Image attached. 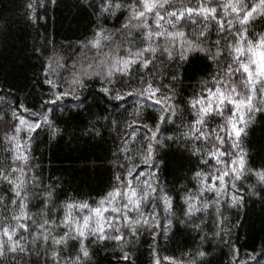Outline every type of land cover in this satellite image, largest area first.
<instances>
[{"label": "snow or ice", "instance_id": "obj_1", "mask_svg": "<svg viewBox=\"0 0 264 264\" xmlns=\"http://www.w3.org/2000/svg\"><path fill=\"white\" fill-rule=\"evenodd\" d=\"M62 2L23 0L25 26L39 38L40 29L47 32L49 10ZM71 9L64 17L69 27L87 20L78 50L111 47L113 29L128 47L125 55L96 67L73 64L66 75V62L45 37L25 60H36L39 69L32 66L31 77H23L17 91L31 86L24 99L0 86L8 145L0 161V264H104L94 258L108 250V264L112 258L135 264L133 246L142 230L155 246L182 229L196 236L179 261L165 256L168 264H224L222 257H229L227 264H264V240L243 259L238 246L249 213L257 203L264 211V163L250 164L251 154L242 147L249 129L264 123V28L249 31L257 20L264 25V0H225L215 6L213 0H74ZM197 23L201 27L194 37L182 30ZM9 30L10 21L2 20L0 33ZM189 79L200 84L199 93L184 89ZM73 121L82 124V136L120 134L126 161L128 142L142 132L131 166L113 153L123 174L115 175L116 183L95 206L70 197L62 179L46 180L34 163L40 132L49 141L62 138ZM162 130L176 134L161 136ZM173 145L182 158L188 153L189 161L196 160L191 179L175 176L169 186L166 179L162 183L170 167L163 150ZM221 163L223 169L216 167ZM209 192L213 196L205 199ZM152 254L154 264H162L155 247Z\"/></svg>", "mask_w": 264, "mask_h": 264}, {"label": "trees", "instance_id": "obj_2", "mask_svg": "<svg viewBox=\"0 0 264 264\" xmlns=\"http://www.w3.org/2000/svg\"><path fill=\"white\" fill-rule=\"evenodd\" d=\"M23 0H0V18L2 20L10 21V30L6 33H0V86L4 87L5 91L12 90V92L20 99H24L28 91H31V86L23 91H17L24 85L23 77L27 75L29 78L32 73V66H35L36 70L39 69V64L36 60H25L27 57H31L33 52V46L39 42L43 44L45 37L50 41L49 48L53 46L56 48V54L62 57V63L66 62L65 71L68 75L72 71V65L75 64L77 69H88L89 64L96 67L101 61H109L113 57L125 55L124 49L128 47L125 37L118 32L114 31V43L111 47L103 46L101 49H79L78 46L81 43L82 38L86 32L87 20L79 22H73L69 27L68 22L64 17L68 16L71 9V5L74 0H63L60 8H51L49 10V16L47 18V32L44 29H40V36L37 38L36 32L25 26L22 17V9L20 5ZM225 0H213L214 6L224 3ZM188 3V0H185ZM195 6V2L192 3ZM179 7V5H177ZM0 20V23H2ZM43 23V21H42ZM112 21L109 22L111 25ZM200 23L194 25H185L184 29L190 36L198 35L200 31ZM264 28L259 20L256 21L255 29L250 28L251 32H259ZM211 38H216V31L213 30ZM163 43V41H161ZM61 45L63 46L61 48ZM19 58V59H18ZM223 63V62H222ZM199 68L200 65L194 66ZM191 75V70L189 72ZM92 83V82H90ZM191 85V87H189ZM98 87V85H97ZM180 86H178L179 88ZM184 89L189 95H191L193 89L199 93L200 84L196 80H185ZM36 94H39V89H36ZM6 102L0 101V115H3V108ZM133 101H128V106L131 107ZM227 115V114H226ZM131 122V116L128 117ZM224 121H220L222 125ZM213 129H218L219 125L216 121H209ZM64 128L65 125L61 124ZM82 124L76 121L71 122L67 126V131L63 134V137H57L49 141L45 132H40V140L37 142L39 147L33 145L36 148L35 156L36 161L40 168L44 170V176L47 180L49 177L52 182L62 179L64 183V189L70 197H75L77 201L83 199L84 201L93 204L99 201L105 191L110 190L111 185L116 183L115 175L123 174V169H118L115 162L116 157L113 153L121 155L119 163H128L131 166L132 161L139 155L136 151L140 146L139 137L141 133L137 134L135 141H129L128 147L131 149L128 153L129 159L126 161L123 158V154L120 153L121 139L118 133L115 131L103 132V139L100 137L82 136L79 128ZM168 129H172L173 125L164 126ZM187 130V121L185 122V128ZM123 131V130H122ZM129 132L131 129L128 130ZM207 127L205 132H207ZM127 134V133H125ZM174 131H163L161 136L175 135ZM221 137L225 136L223 131L219 132ZM5 125L3 121H0V161L5 159V149L7 144L4 143ZM195 143V142H194ZM230 143V142H229ZM210 147L212 145H209ZM225 148L228 144L224 145ZM242 147L245 151H249L252 159L249 163H255L259 166L264 163V123H258L254 128L249 129V135L243 140ZM204 152L208 151V148L201 145ZM183 146H181V151ZM163 151H168L169 170L164 173L162 183L164 179L167 180L168 185L171 186L175 179V176H188L192 177L190 169L195 166L196 157H192V160L187 159L188 153H184L182 158L180 152L177 151V146L173 145L171 150L165 148ZM232 150L229 149V152ZM226 161L229 157H221ZM215 164V161H213ZM207 167V166H206ZM216 167L223 169L224 164L221 163ZM197 170H200L197 168ZM208 171L215 172V168L208 167ZM175 172V175L172 173ZM143 179V178H140ZM181 183L187 184L188 181L184 180ZM213 194L207 193L205 199L211 198ZM223 199V197H221ZM3 213L0 212V218L3 217ZM211 227V224L208 225ZM191 238L188 232L183 229L175 236V238L169 242L160 241L153 246L151 235L142 230V235L136 239L133 246V255L136 257L135 264H154V258L152 254L153 247H155L162 264H168L163 258L165 256H174L176 260L182 258V253L190 251L188 245L193 243V239L196 236L195 232H191ZM264 240V211L261 210L260 205L257 203L252 211L249 213L247 223L244 224V231L240 237L239 247L241 248L240 256L244 258L245 254L251 250L253 245L259 250L260 241ZM245 245H247L245 247ZM227 252L228 249L224 248ZM217 255L220 253L217 251ZM106 256H111V251L100 252L94 261H104V264H108L105 260ZM224 264H227L229 257H222ZM110 264H124L123 261H117L115 258L111 259Z\"/></svg>", "mask_w": 264, "mask_h": 264}, {"label": "rangeland", "instance_id": "obj_3", "mask_svg": "<svg viewBox=\"0 0 264 264\" xmlns=\"http://www.w3.org/2000/svg\"><path fill=\"white\" fill-rule=\"evenodd\" d=\"M84 69V68H83ZM217 254V253H216Z\"/></svg>", "mask_w": 264, "mask_h": 264}]
</instances>
